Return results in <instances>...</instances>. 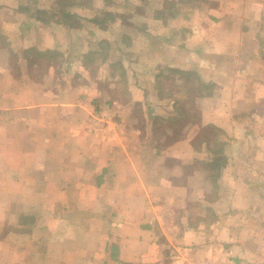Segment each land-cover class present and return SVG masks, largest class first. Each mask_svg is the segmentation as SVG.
<instances>
[{
    "label": "crops",
    "instance_id": "obj_1",
    "mask_svg": "<svg viewBox=\"0 0 264 264\" xmlns=\"http://www.w3.org/2000/svg\"><path fill=\"white\" fill-rule=\"evenodd\" d=\"M0 187L29 264H264V0H0Z\"/></svg>",
    "mask_w": 264,
    "mask_h": 264
},
{
    "label": "rangeland",
    "instance_id": "obj_2",
    "mask_svg": "<svg viewBox=\"0 0 264 264\" xmlns=\"http://www.w3.org/2000/svg\"><path fill=\"white\" fill-rule=\"evenodd\" d=\"M102 4L105 5L104 2ZM19 193L21 192L14 189H3L0 187V232L6 228L7 222L16 223L18 228L16 230L17 233L11 232L13 234L5 241L11 247V249L8 247L10 251L8 248L5 249V245L2 244L4 239L0 237V264H15L17 258L21 260V264H29L30 252L28 246L32 243L27 231L31 228L32 230L38 228L39 217L45 218L47 216V207L34 203L31 204V202L36 201V194L24 196L25 198L21 200V204L14 203V199L19 198ZM22 213H26L27 215H22ZM33 216L36 217V221L31 218ZM14 248L19 249L22 253H15Z\"/></svg>",
    "mask_w": 264,
    "mask_h": 264
}]
</instances>
